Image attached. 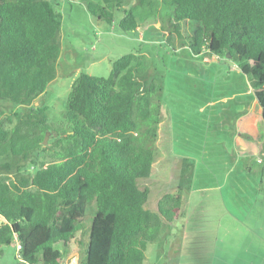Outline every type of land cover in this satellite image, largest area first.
Segmentation results:
<instances>
[{
  "label": "trees",
  "instance_id": "1",
  "mask_svg": "<svg viewBox=\"0 0 264 264\" xmlns=\"http://www.w3.org/2000/svg\"><path fill=\"white\" fill-rule=\"evenodd\" d=\"M124 1L88 0L85 7L111 25L112 10ZM161 2L181 46L187 43L194 56L230 60L251 78L264 134V0ZM122 13L118 27L125 33L157 24L154 15L140 20L134 8ZM187 21L197 25L185 38L179 30ZM59 32L50 0H0V158L11 159L0 163V256L17 241L23 264H64L74 241L78 264H143L162 221L183 215L181 184L159 198L155 212L144 207L149 190L137 184L155 161L162 88L141 76L134 54H125L106 78L80 73L67 120L49 124L36 102L56 78ZM4 104L19 110L1 117ZM46 133L54 139L44 146ZM41 153L49 160L38 163Z\"/></svg>",
  "mask_w": 264,
  "mask_h": 264
},
{
  "label": "rangeland",
  "instance_id": "2",
  "mask_svg": "<svg viewBox=\"0 0 264 264\" xmlns=\"http://www.w3.org/2000/svg\"><path fill=\"white\" fill-rule=\"evenodd\" d=\"M86 1L50 0L60 22L61 53L56 78L36 103L46 108L49 124H64L77 76L106 78L111 64L129 53L143 66L141 76L162 88L155 161L150 176L137 184L149 190L144 207L153 212L159 198L176 193L181 184L183 215L162 221L143 264H264V134L251 78L230 60L194 56L187 43L181 46L169 30L171 10L161 0H150L151 8L125 0L120 10H112L111 25L93 17ZM132 8L140 20L154 15L156 26L122 32V12ZM196 25L183 22L179 31L190 37ZM1 109V117L19 110L7 104ZM53 139L48 134L46 144ZM6 160L11 159L0 158V163ZM48 160L46 153L38 157V163ZM183 161L190 171L187 180L181 178ZM16 252L17 242L4 246L0 264H20ZM78 262L73 241L64 264Z\"/></svg>",
  "mask_w": 264,
  "mask_h": 264
},
{
  "label": "built area",
  "instance_id": "3",
  "mask_svg": "<svg viewBox=\"0 0 264 264\" xmlns=\"http://www.w3.org/2000/svg\"><path fill=\"white\" fill-rule=\"evenodd\" d=\"M20 247H19V244L17 242V252H16V257L18 258V262L23 264L22 260H21V256H20Z\"/></svg>",
  "mask_w": 264,
  "mask_h": 264
},
{
  "label": "crops",
  "instance_id": "4",
  "mask_svg": "<svg viewBox=\"0 0 264 264\" xmlns=\"http://www.w3.org/2000/svg\"><path fill=\"white\" fill-rule=\"evenodd\" d=\"M251 117H252V116H251ZM247 128L249 129V131H250V129L252 128V127H251V118L248 119V125H247ZM15 242H17V241H15Z\"/></svg>",
  "mask_w": 264,
  "mask_h": 264
},
{
  "label": "water",
  "instance_id": "5",
  "mask_svg": "<svg viewBox=\"0 0 264 264\" xmlns=\"http://www.w3.org/2000/svg\"><path fill=\"white\" fill-rule=\"evenodd\" d=\"M49 133H46V135L44 136L43 142L42 144L45 146L46 145V141H47V136Z\"/></svg>",
  "mask_w": 264,
  "mask_h": 264
}]
</instances>
